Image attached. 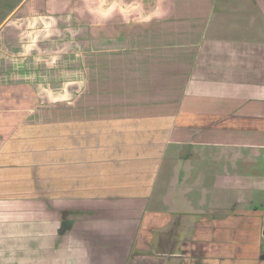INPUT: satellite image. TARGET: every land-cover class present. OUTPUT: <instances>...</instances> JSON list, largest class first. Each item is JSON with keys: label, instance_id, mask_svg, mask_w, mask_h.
I'll return each mask as SVG.
<instances>
[{"label": "crops", "instance_id": "obj_1", "mask_svg": "<svg viewBox=\"0 0 264 264\" xmlns=\"http://www.w3.org/2000/svg\"><path fill=\"white\" fill-rule=\"evenodd\" d=\"M261 152L264 0H0V264H264Z\"/></svg>", "mask_w": 264, "mask_h": 264}, {"label": "rangeland", "instance_id": "obj_2", "mask_svg": "<svg viewBox=\"0 0 264 264\" xmlns=\"http://www.w3.org/2000/svg\"><path fill=\"white\" fill-rule=\"evenodd\" d=\"M254 160L256 161L255 164L247 163V164L242 165L239 163L237 165V170L239 171L238 173L239 174L244 173L245 174L244 177H250V176L252 177L253 175H255V173H257V175L260 174V175L264 176V152H261V156L258 158H254ZM211 162H212L211 169H209V171H208V174H209L208 179L211 180V183H214V180L216 179V177L218 175H222L221 173H223L225 171L224 170L225 168H223V165L216 164L215 161H211ZM248 182H250V179H244L243 185L246 189H247L246 183H248ZM240 193H241V191L238 192V197H239ZM242 194H243V197L245 199H246V197L250 198V202L249 203L245 202L243 207H245V209H247L249 211L256 210L258 212H262L260 214L264 216V190H251V191L245 190L244 192H242ZM197 197H198V195L195 194V196H194L195 202L198 200ZM223 197L224 196L221 193H216V192L210 193L207 196V201L208 202L210 201L209 204H211V206L206 205V206H203V208H202V210L205 211L204 213L208 214V216L206 217L207 219L218 220L219 219V216H218L219 211L223 212L222 214H224V212H227V211L229 212V214L233 212V209H235V207H233L235 201L230 202V200H229L226 202V200H224ZM237 202H238V205H240L239 200ZM231 205H232V208H231ZM223 206H226V207H223ZM227 206H230V207H227ZM193 220L196 221L195 223H197L198 220H200V217H195V218H193ZM261 222H262V218L260 220V226H261ZM259 252L261 253V255H262V253H264V239L261 237L259 240Z\"/></svg>", "mask_w": 264, "mask_h": 264}, {"label": "flooded vegetation", "instance_id": "obj_3", "mask_svg": "<svg viewBox=\"0 0 264 264\" xmlns=\"http://www.w3.org/2000/svg\"><path fill=\"white\" fill-rule=\"evenodd\" d=\"M247 163H249V164H255V163H252V162H243V163H241L242 165H244V164H247ZM224 167V166H223ZM231 171H234V173L235 172H239L238 170H231ZM239 174V173H238ZM241 176H243L244 177V173L243 174H240ZM246 178H249L250 180H251V178H260L261 179V181L262 180H264V176H262V175H260V174H258L257 175V173H255V175H253L252 177L250 176V177H244V179H246ZM250 184V183H249ZM261 225H262V222H261Z\"/></svg>", "mask_w": 264, "mask_h": 264}, {"label": "water", "instance_id": "obj_4", "mask_svg": "<svg viewBox=\"0 0 264 264\" xmlns=\"http://www.w3.org/2000/svg\"><path fill=\"white\" fill-rule=\"evenodd\" d=\"M261 238L264 239V218L262 219V225H261Z\"/></svg>", "mask_w": 264, "mask_h": 264}]
</instances>
